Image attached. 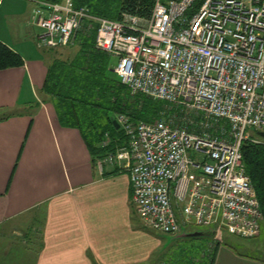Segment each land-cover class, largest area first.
I'll return each instance as SVG.
<instances>
[{
    "label": "built area",
    "instance_id": "2783aa9c",
    "mask_svg": "<svg viewBox=\"0 0 264 264\" xmlns=\"http://www.w3.org/2000/svg\"><path fill=\"white\" fill-rule=\"evenodd\" d=\"M37 44L71 42L94 23V46L130 93L179 109L176 120L114 116L124 141L95 159L128 173L130 202L141 224L174 234L208 225L243 237L259 229L260 209L240 144L264 132V0H154L147 16H96L71 0H34Z\"/></svg>",
    "mask_w": 264,
    "mask_h": 264
},
{
    "label": "crops",
    "instance_id": "0c3cea01",
    "mask_svg": "<svg viewBox=\"0 0 264 264\" xmlns=\"http://www.w3.org/2000/svg\"><path fill=\"white\" fill-rule=\"evenodd\" d=\"M10 7L7 2L0 13V41L21 56L22 64L0 68V264L199 261L207 239L193 248L191 239L200 236L167 238L132 227L127 171L115 164L98 169L78 129L58 123L41 90L50 59L77 48L61 55L55 47L38 45V34L27 26L33 24L32 7L24 25L9 28L7 14L19 13ZM74 42L78 47L73 37L69 43ZM181 238L189 239V254L165 251L166 244H179ZM212 264L264 261L219 243Z\"/></svg>",
    "mask_w": 264,
    "mask_h": 264
},
{
    "label": "trees",
    "instance_id": "16d2710c",
    "mask_svg": "<svg viewBox=\"0 0 264 264\" xmlns=\"http://www.w3.org/2000/svg\"><path fill=\"white\" fill-rule=\"evenodd\" d=\"M30 1L36 5L34 0ZM71 1L74 5L86 6L93 15L117 19L122 12L147 16L154 0ZM200 2L201 0H193L185 14H190ZM93 36L94 27L86 24L75 32L77 49L70 56H53L50 59L46 65L41 90L48 96L58 123L78 129L94 161L124 141L121 129L111 123V117L124 113L132 121L153 120L158 117L165 101L141 93H130L113 71V65L110 64L111 55L94 46ZM20 64L21 56L0 41V68ZM257 136V141H242L240 150L244 170L258 200L259 230L264 235V135ZM218 244L219 242L215 241L210 251L204 250L205 255L199 261L184 256L186 263L212 264ZM222 244L240 252L228 242ZM183 250L177 254L190 253L187 249ZM256 256L264 261V254ZM168 263L177 264L173 258Z\"/></svg>",
    "mask_w": 264,
    "mask_h": 264
},
{
    "label": "rangeland",
    "instance_id": "374dc122",
    "mask_svg": "<svg viewBox=\"0 0 264 264\" xmlns=\"http://www.w3.org/2000/svg\"><path fill=\"white\" fill-rule=\"evenodd\" d=\"M1 1V0H0ZM7 2H10L13 9V7H16L15 10H18L19 13L12 15V14H7L6 18V24L8 25L9 28L12 27L13 30L17 29L16 28V24L18 22L21 23V25H24V22L26 20H28V16L30 13V8L33 6V2L30 0H2V2H0V13L3 10V7L6 5ZM28 23V27L30 30H32L35 34H39L40 31L42 30L39 26H35L33 24H29ZM89 26H93L94 24L92 23V25L90 24ZM24 27V26H23ZM37 40V38H36ZM76 45L75 42L74 43H69L67 45H64L62 47H55L56 52L58 51L61 55H65L67 53H72L75 49H76ZM51 54L53 55H59L58 53H55L53 51H51ZM115 62V57H113L112 55L110 56V64L113 65ZM181 111H179V109L173 105L162 103V107L161 110L158 113V117L159 116H166V118H171L172 120H176L175 117L178 118V115L180 114ZM157 117V118H158ZM251 136H257L256 131H249ZM264 138V137H263ZM109 165V164H108ZM129 201V200H128ZM128 206H129V218L130 221L132 222V227H135V225H139L142 228H145L142 226L141 221L138 217V214L136 212V210L134 209L133 205L131 204V202H128ZM118 229L122 230L124 229V225H118L117 226ZM194 227L200 228V229H210L211 227L208 225H197V226H193V225H186L185 229H193ZM147 229V228H146ZM166 237L168 235L164 234ZM195 237V236H193ZM199 237V236H198ZM207 236L201 237L200 238H194L191 239V245L193 248H197V241L201 240H206V242L204 243L203 246V250L207 249V251L211 250V247L214 245L215 241L219 242V243H223V242H228L232 245L235 246V248L240 251L241 253H249V254H257L260 255L264 254V235L262 232H260V230L258 229L257 233L253 236L250 237H243L240 235H237L235 233L229 232L227 231L225 228H222L219 235H217L216 237H211V235H209L207 238ZM179 244H169V246L166 244V248L165 251H168L169 253L173 252V253H178V252H182L184 251L183 249H187L186 251H191L190 248H188V243H189V239L188 238H181L178 239ZM171 248V249H170Z\"/></svg>",
    "mask_w": 264,
    "mask_h": 264
},
{
    "label": "water",
    "instance_id": "95a60500",
    "mask_svg": "<svg viewBox=\"0 0 264 264\" xmlns=\"http://www.w3.org/2000/svg\"><path fill=\"white\" fill-rule=\"evenodd\" d=\"M111 123L118 127V124L114 118L111 117ZM258 135L263 136V131H258ZM213 229H200V228H193L185 230L184 227L180 228V231L170 234L167 236V238H174V237H192V236H201V235H211L212 236Z\"/></svg>",
    "mask_w": 264,
    "mask_h": 264
}]
</instances>
